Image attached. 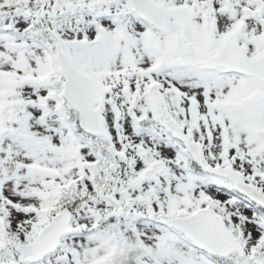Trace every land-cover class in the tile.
Listing matches in <instances>:
<instances>
[{"label":"snow or ice","instance_id":"snow-or-ice-1","mask_svg":"<svg viewBox=\"0 0 264 264\" xmlns=\"http://www.w3.org/2000/svg\"><path fill=\"white\" fill-rule=\"evenodd\" d=\"M0 264H264V0H0Z\"/></svg>","mask_w":264,"mask_h":264}]
</instances>
